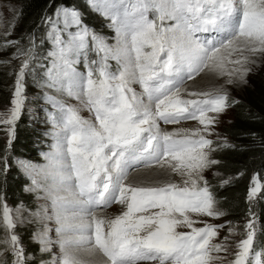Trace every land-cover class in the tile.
Listing matches in <instances>:
<instances>
[{
    "label": "snow or ice",
    "instance_id": "1",
    "mask_svg": "<svg viewBox=\"0 0 264 264\" xmlns=\"http://www.w3.org/2000/svg\"><path fill=\"white\" fill-rule=\"evenodd\" d=\"M88 3L111 21L115 45L85 25L74 8L57 9L55 19L46 18L54 50L48 54L49 65H40L42 86L79 101L80 107L48 97L56 110L50 119L57 130L54 151L46 154L49 163L40 169L48 183L33 176L28 190L43 191L38 199L50 203L33 213L43 229L33 238L42 252L51 251L53 229L47 222L54 223L61 256L52 264H89L74 248L99 252L106 258L104 264H214L222 258L213 254L227 251L226 243H214L224 225L198 218L224 215L203 174L219 163L211 158L214 142L207 136L212 135L217 115L229 106L228 96L189 92L183 85L205 69L243 78L250 62L245 53L264 52V0ZM90 51L98 59L89 62ZM19 54L25 59L17 74L13 107L10 117L0 121L10 126L12 137L25 101L24 77L34 71L30 65L36 59L33 49ZM109 60L116 61L115 70ZM82 61L85 72L76 68ZM82 109L89 118L80 114ZM188 120L203 127L172 132L160 127ZM138 166L168 168L183 179L127 183ZM262 189L264 185L254 180L249 199ZM113 204L124 210L114 217L98 215ZM0 207V222L9 232L0 243L11 250L13 264H24L12 209L6 203ZM254 223L253 219L245 225V238L236 244L228 264H264V247L255 246ZM229 234H236L235 229L229 227Z\"/></svg>",
    "mask_w": 264,
    "mask_h": 264
},
{
    "label": "rangeland",
    "instance_id": "2",
    "mask_svg": "<svg viewBox=\"0 0 264 264\" xmlns=\"http://www.w3.org/2000/svg\"><path fill=\"white\" fill-rule=\"evenodd\" d=\"M88 9H85L83 11H79L81 13L82 21L85 25H87L91 30H94L98 35L103 36L105 40H110L111 45H115L117 42L116 32L113 27H111V21L104 16L100 15L98 12L94 11L88 3ZM19 10V7L13 0H0V40L5 39L7 42L13 40V34L14 30L10 27L13 26V22L16 18L17 12ZM150 18H152V14H150ZM171 23V22H168ZM11 29V30H10ZM74 30V29H73ZM49 31H50V24L48 26V30L46 32V38L49 39V43L51 46V51L54 50V45L52 40L49 38ZM2 47L0 45V52L2 51ZM33 49L34 55L36 59L32 62V65H30L31 68H33L35 65H37V47L33 45L31 48ZM26 52V51H25ZM49 52V53H50ZM245 55L249 56L250 62L245 65L246 68L249 69V71L243 76L241 79L240 76L234 75L232 77H229L227 75H220L218 72H214L208 69H205L203 72H201L196 78L191 80L188 84H184L183 87L187 89V91L192 92H210V93H226L228 96L229 106L223 111L222 113L218 114L216 117V123L211 126L212 135H209L207 137L211 138L214 142L213 147L215 148V151L211 153V158L219 161L222 158L225 151L230 150L231 148H244L243 151H245L246 156L249 160L257 159L259 155L257 154V149L252 148L249 149L251 146H257V145H263L261 142H255V140H246L244 142L235 140L232 136L231 132V125L233 124V121L235 120V112L233 110L234 106L237 104H240L244 101L246 97V91L248 88L252 87V82L259 83L261 79L264 77L262 74L264 70V52L256 53L255 55L251 53H245ZM25 56L21 55L20 57L15 59V63H13L14 73H13V85H14V93H15V86L17 81V74L20 71L21 64L24 61ZM50 57L48 59V63L46 67L50 63ZM112 61V68L115 70L116 68V61ZM81 63L76 65V68L78 71H80ZM229 67H232L229 65ZM11 68V69H12ZM34 72V71H33ZM35 72L34 74H28L26 73L24 77V92L23 95L25 97L24 105L22 108V111L20 113L19 118L16 120L14 124V137H17L18 135V123L21 120H26L33 122L35 127H38L39 131L42 133H38L37 137L35 138V144L38 143V145H46L44 143L47 139L50 140V137H46L45 132L47 129H49V132L53 130H56L53 123L50 124L49 120H47L46 112L44 110V106L46 104L45 99L43 98V95L48 93H55L57 96H59L61 99H67V101L70 104L76 105L77 107H80L79 101L69 98L66 96H63L60 93L55 92L52 89H48L46 87H43L44 78L42 77L40 80L37 78ZM229 80H231V83H229ZM36 83L37 85H35ZM252 84V85H251ZM135 89H140V86L138 84L132 85ZM13 101V100H12ZM13 107L12 102L10 106H8L6 109H0V121L6 120L10 117L11 108ZM84 118H89L90 113L86 109H82L80 113ZM215 115V114H214ZM194 125L193 128H202V125H196L194 123H186ZM181 125V124H180ZM184 126V127H185ZM189 126V125H188ZM171 127L181 129L178 125H171ZM192 127V126H191ZM10 126L6 123L0 122V135L3 136V138L6 139L7 144L13 143L14 140L9 132ZM187 128V127H185ZM192 129V128H189ZM57 131V130H56ZM56 143V138L54 137V140L49 143V145L45 146V149L42 150L38 156L27 157V158H19L18 161H16V165L26 177L28 180L26 185L24 186L23 192L26 195H31L33 197L34 203L33 205H30L26 202H20L17 206H9V208L12 209V215L13 219L16 221V228L14 229L15 234L19 237L20 245H22L24 249V264L26 259L34 260V258H37L33 253H26V245L23 244L21 240V230L22 229H30L32 231V237L29 240L31 243L38 245L39 250L41 249V245L33 238L34 235L37 233V231H42V223H38V218L33 216V213L37 211L39 206L41 204H48L49 201L45 199H38V196H43L44 193L41 190L37 191H29L28 189L33 187L32 184V177L34 176L35 179L42 183H48L44 180L43 173L40 171V169H45L48 165L49 161L47 159L46 154H49L54 151V144ZM237 146V147H236ZM219 163L213 165L211 168L207 169L204 172V178L208 181V185L211 187L212 191L214 192V188L216 185H221V187H226L233 179H235L236 176L231 175L230 170L226 171L223 170ZM145 168V167H144ZM35 169V171H33ZM142 168L138 169L141 170ZM165 169V170H164ZM134 171L129 175L128 180L132 179V177H136V174L140 173V171ZM145 170L149 171L148 173H155V171H158L161 173V175L154 177L152 179H143L142 182L136 183V185L140 184H147V183H155V182H175V183H181L182 177L180 175H177L175 173H172L170 169L168 168H159V167H152V168H146ZM165 172L162 174V172ZM31 173V174H30ZM237 177H240V175H237ZM254 180H258L261 185H264V179L262 176L258 175L256 173V176H254ZM127 180V181H128ZM227 180L229 181L227 184L222 183V181ZM253 180V181H254ZM132 182V181H131ZM133 184V183H132ZM264 189H262L257 194V199L259 200V203L264 202L263 201V194ZM231 193V192H230ZM233 193V192H232ZM249 197V195H248ZM216 200V208L223 212L224 215L221 216L219 219H214L210 217H202L198 219L206 220L208 223L211 224H221L224 225L223 228L219 230V236L215 238L214 243H226L227 244V251H221L220 253H214L213 255H218L222 259L215 261L214 264H228V261L233 260L235 256L236 244L244 237V233L246 231L245 225L248 223L247 221L253 220L255 221L254 227L256 229V236H255V246L257 247H263V245H258L259 236L261 233V223L259 222V217L257 214L255 215L254 212H250L249 217L246 218V220L243 222H238L232 219L230 215L227 213L226 210V204L221 207L219 205L220 203L218 198L215 196ZM4 202V199L0 200V205H2ZM7 204V203H6ZM254 205L253 207H255ZM263 204H261L259 207L257 206V209L263 208ZM17 210H19L17 212ZM123 207L121 205L113 206L109 210H106L105 213L100 214L104 215L106 217H114L116 215H119L123 211ZM0 217H2V207H0ZM230 222V223H229ZM48 226L53 229L52 232L49 233L51 239L53 240V244L51 245V251L48 252H42L40 250V253L45 255L46 257H42L37 264H52L54 259H58L61 256V250L60 247L55 241L59 239L56 232L54 231L55 225L52 222H47ZM197 226H202L198 224ZM229 227L235 229L236 234H229ZM4 228V225L2 222H0V229ZM179 231H188V229L180 228ZM4 238L2 241L6 240L9 236L8 230L5 229ZM264 234V233H263ZM228 237V240L225 241L224 238ZM83 249L84 252H87L84 248H74L71 249L74 251L80 258L82 255L78 254V251ZM0 251H3V255H0V264H6L7 261V255L8 253H12L10 249H8V246L4 243L0 244ZM93 254L89 255V258L92 259ZM83 260L84 257L82 258ZM86 261V260H85ZM90 264V263H89ZM96 264V263H94Z\"/></svg>",
    "mask_w": 264,
    "mask_h": 264
},
{
    "label": "trees",
    "instance_id": "3",
    "mask_svg": "<svg viewBox=\"0 0 264 264\" xmlns=\"http://www.w3.org/2000/svg\"><path fill=\"white\" fill-rule=\"evenodd\" d=\"M13 1L19 10L13 22L14 27H10L14 30V38L9 42L15 43L10 44L4 38L0 40V45L3 48L0 52V109H6L14 99L13 73L15 69L12 68V64L15 63L16 58L21 56L19 53L25 52L35 45L38 60L32 73L37 72L36 76L39 80L44 77V69L40 65H47L48 54L51 51L50 41L46 38L49 26L46 18L55 19L57 9L74 8L79 11L88 9L87 0ZM262 74L264 75V70ZM252 84L253 86L246 91L244 101L233 108L235 120L230 130L235 140L244 142L252 139L255 142H261L263 145L249 147V149H257L259 157L249 160L246 156L247 153L243 151L244 148H231L225 151L219 164L224 167L223 170H230L231 175L236 177L226 187L216 185L214 192L219 200V205L223 207L226 204L224 207L233 220L244 223L250 212L257 214L261 223L258 245L264 247V206L257 209V206L264 205V202L259 203L257 198L250 200L248 197L249 187L253 184L256 173L264 179V77L259 83L252 82ZM17 125L18 136L13 138V143L7 144L6 139L0 135V200L4 199L8 206L14 207L20 202L30 205L34 203L33 197L23 192L28 180L17 167L16 161L19 158L38 156L50 143L47 139L44 146L38 145L39 142L34 145L37 134L42 132L34 126L33 122L21 120ZM51 135L52 133L47 129L44 136L49 138ZM262 199L264 201V197ZM254 205L256 206L253 207ZM20 234L23 244L27 247L26 253L31 252L38 256L34 260L26 259V264H37L42 257H46L40 253L38 245L29 241L32 237L30 229H22ZM4 235H6L5 229L1 228L0 241L3 240ZM14 259L13 254L8 253L6 264H13Z\"/></svg>",
    "mask_w": 264,
    "mask_h": 264
},
{
    "label": "bare ground",
    "instance_id": "4",
    "mask_svg": "<svg viewBox=\"0 0 264 264\" xmlns=\"http://www.w3.org/2000/svg\"><path fill=\"white\" fill-rule=\"evenodd\" d=\"M187 125L192 126L191 128L194 129L193 128L194 125H192V124H187ZM145 169L146 168H142L141 170H138V171H140V173L136 174V177H132V179L128 180V183L136 184L138 182H142L143 179H152L153 176L156 177V176L161 175V173H159L158 171H155V173H148L149 171H147ZM165 172L163 171L162 174ZM149 175H153V176H149ZM103 213H105V211L99 212L98 215L103 214ZM78 254L82 255L81 259L84 257V259L86 261H88L90 264H94V263L104 264V261L106 259L99 252L89 253V252H84L83 249L78 251ZM91 254H93L92 259L89 258V255H91Z\"/></svg>",
    "mask_w": 264,
    "mask_h": 264
}]
</instances>
